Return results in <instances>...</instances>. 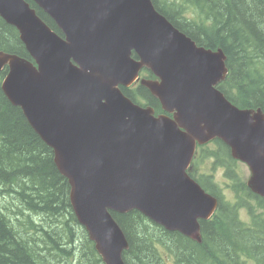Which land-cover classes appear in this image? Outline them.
Listing matches in <instances>:
<instances>
[{
  "label": "water",
  "instance_id": "water-1",
  "mask_svg": "<svg viewBox=\"0 0 264 264\" xmlns=\"http://www.w3.org/2000/svg\"><path fill=\"white\" fill-rule=\"evenodd\" d=\"M33 1L64 38L26 0H0V17L33 60L0 51L2 89L54 151L77 221L104 264H127L130 248L112 212L139 211L202 243L201 221L219 200L188 174L198 146L223 141L264 198V112L237 107L218 88L229 72L223 49L198 46L152 0ZM143 68L158 78L141 84L164 114L121 90Z\"/></svg>",
  "mask_w": 264,
  "mask_h": 264
},
{
  "label": "trees",
  "instance_id": "trees-1",
  "mask_svg": "<svg viewBox=\"0 0 264 264\" xmlns=\"http://www.w3.org/2000/svg\"><path fill=\"white\" fill-rule=\"evenodd\" d=\"M26 1L64 37L33 0ZM153 4L198 46L223 49L229 72L218 88L237 107L264 112V0H153ZM0 51L33 61L18 30L1 17ZM7 73V67L0 73V264H104L77 221L71 188L57 169L54 151L3 92ZM122 89L141 104L132 94L136 90ZM151 100L144 105L161 113L158 100ZM202 153L214 155V167L225 168V177L236 181L234 202L224 199L211 175L198 173L195 165ZM236 164L230 148L219 139L198 148L189 174L219 200L214 217L201 221L202 243L165 230L139 211L112 212L130 244L124 253L126 263L166 264L159 253L166 249L174 256L171 264H228L230 258L238 264H264V198L246 182H237ZM242 209L251 219L248 223Z\"/></svg>",
  "mask_w": 264,
  "mask_h": 264
},
{
  "label": "rangeland",
  "instance_id": "rangeland-1",
  "mask_svg": "<svg viewBox=\"0 0 264 264\" xmlns=\"http://www.w3.org/2000/svg\"><path fill=\"white\" fill-rule=\"evenodd\" d=\"M197 158L198 159L196 161L195 167L198 169V173L211 175L213 177V182H216L218 190L220 191L224 199L230 202H234L236 199V195L234 192L236 181L233 180L231 176H229L230 179L225 177V173L227 172L226 169L223 167H214V160L216 161L214 155L206 156V154L202 153L201 155H198ZM234 168L236 171L235 175L238 183L246 182L250 178V170L245 163L237 162ZM242 211L243 212L241 213V216L248 223L251 219L247 218L246 216L245 212H247V210L242 209ZM26 214H28V212H26ZM159 253L162 256V261H165L166 264H171V262L174 261V256L171 253L167 252L166 249L159 250ZM227 262L228 264H238L235 258H230L227 260Z\"/></svg>",
  "mask_w": 264,
  "mask_h": 264
},
{
  "label": "flooded vegetation",
  "instance_id": "flooded-vegetation-1",
  "mask_svg": "<svg viewBox=\"0 0 264 264\" xmlns=\"http://www.w3.org/2000/svg\"><path fill=\"white\" fill-rule=\"evenodd\" d=\"M141 78L143 79V80H153V79H156V77L155 76H153V74H151V72L150 71H145V70H143L142 72H141ZM141 87H144L145 89H146V92H144V91H142L140 88ZM122 88H124V89H127V90H136V92H137V94L139 95H137V94H135V93H132L137 99H138V101L141 103V104H148V103H151L152 102V100L151 99H156L152 94H151V92L145 87V86H143L140 82H136L135 84H133L132 86H130V87H128V88H125V87H122ZM157 100V99H156ZM161 113H163V110H162V112ZM161 113H159V114H161ZM155 114H157V112L155 111ZM158 115V114H157Z\"/></svg>",
  "mask_w": 264,
  "mask_h": 264
}]
</instances>
